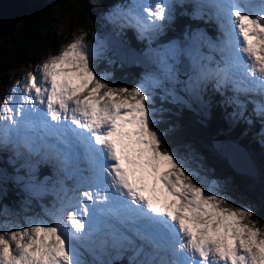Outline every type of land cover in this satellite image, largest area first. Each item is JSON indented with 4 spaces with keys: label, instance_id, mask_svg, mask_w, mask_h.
Masks as SVG:
<instances>
[{
    "label": "snow or ice",
    "instance_id": "obj_1",
    "mask_svg": "<svg viewBox=\"0 0 264 264\" xmlns=\"http://www.w3.org/2000/svg\"><path fill=\"white\" fill-rule=\"evenodd\" d=\"M178 6L183 0L134 2L127 10L115 4L108 19L151 45ZM194 7L196 20L204 5ZM210 7L218 41L190 26L182 42L149 47L155 69L131 87L108 82L83 35L17 82L0 112V201L10 190L55 200L45 210L51 221L0 224V264H264V230L253 210L218 181L201 179L157 127L165 109L155 107L156 89L161 100L201 110L217 93L215 103L249 125L253 104L264 143V100L225 95L229 88L264 92V0H212ZM204 45L219 59L205 55ZM181 55L190 60L186 81L179 79ZM178 83L186 96L177 95ZM41 166L55 179H40Z\"/></svg>",
    "mask_w": 264,
    "mask_h": 264
},
{
    "label": "rangeland",
    "instance_id": "obj_2",
    "mask_svg": "<svg viewBox=\"0 0 264 264\" xmlns=\"http://www.w3.org/2000/svg\"><path fill=\"white\" fill-rule=\"evenodd\" d=\"M134 2L135 3H147L149 2V0H121L118 3H114V1H111V4L103 7L101 11L97 12L99 14V17L102 16L104 18L107 24L106 29L98 25L99 17H97V13H96L93 15L92 25L90 23L91 18H88L89 19V21L87 22L89 23L88 31L83 30V28L81 27L80 20L78 19V16H77L78 14H76L74 10L69 9L68 6H65L64 15H61L51 26V30L53 34L57 35L56 43L52 45V48H49L43 51L39 56L34 58L31 62L20 66L17 70L12 72V74L8 73L1 77L0 79V112H2V105H3L4 100L11 93V90L17 85L18 81H26L28 77V73L35 72L38 65H42V63L45 62L47 59H49L50 57L54 55H57L60 50H62L64 47L67 46L68 43L74 41L75 39L79 38L82 35L85 36V41L86 43L90 45V49H94L98 53L94 60L95 67L97 66L96 63L103 62L104 66H107L108 68L105 72L108 74V76H111L112 74L111 67L113 64H115V62L122 65L118 60L128 62L129 66L138 65L135 67L139 70L138 74L140 77H135L129 87L141 82V80L143 79L146 73L152 72L155 69V65L152 62L153 54L148 51L149 47L155 49L159 47L160 45H166L172 41L182 42L183 33L190 26L192 28L198 27L201 31H203V33L210 40L214 42L218 41L219 35L220 37L222 36V33L219 27L217 26V29H216L213 22L209 20V19H215V9L210 7L212 0H183V3H186L187 12H182L181 14H185L187 19H185L186 17L183 18L182 24H178L173 21L170 25H168L164 29L163 34L157 38L161 40V42L153 41L152 44L149 45V42L146 39L140 40L137 38L134 40L133 44L128 43V41H126L125 38L123 39V41H125L124 43L114 42V40H111V36L114 35L118 37L119 34L122 32V29L126 30L128 38H133V35L136 32V29L133 27L119 28L115 26L108 19V13L111 11L113 5L115 4L122 5L124 9L127 10V8L132 6ZM258 2L259 0H255L252 3H258ZM196 3H200L204 5V7L200 10L201 18L193 20L192 16L196 11L194 7ZM86 4L88 5L89 2L87 1ZM104 5L105 4H103V6ZM21 10H22L21 8L16 7L14 9L15 12L13 16L5 14L6 17L8 18V21L6 22V26L8 22L11 23V21H13L12 19L14 17L17 18L20 15ZM175 13L177 17H179L178 10H176ZM9 23L6 29L9 28V25H10ZM4 30L2 29L0 32ZM173 36H175V39H171V37ZM134 47H136L137 49ZM201 51L205 55H209V54H211L212 56L216 55V58L214 59H219L220 54L215 51H210L207 45L202 46ZM112 54L115 59L113 58ZM177 67H178V64H177ZM189 67H190L189 58L187 56L181 55V57L179 58V68L182 69L179 73V79L181 81L187 80V75H185L184 70H186ZM97 70L100 71L99 69ZM128 78L129 76L123 77L118 83H125L128 80ZM175 88H176L177 95L186 96V94L182 91L181 84L179 83L176 84ZM228 93L238 95V96H244L245 98H249L251 95H256V96H259L258 101L264 100V92H261L260 89H256V91H251V92L234 93L231 90V88H229L225 90V95L227 96ZM161 95H162L161 90L156 89L154 92V97H153L155 100V107L157 109L161 107L165 109V112L163 113L165 120L159 123L157 127L161 129H164V128L167 129V134L165 138L169 140L170 142L169 145H173V147H171L172 149H177V147L175 146V142H177L178 140L177 133L180 128H188V129L193 130V132H199L198 127H197V123H199V121H201L200 122L201 124L206 125L208 121V116L210 113L222 114L220 105L215 103L216 100L220 99V96L217 93H211L213 97V105L210 108H207L204 110H201L198 107L195 109H189L187 107H182L180 105L171 104L168 101L161 100L160 99ZM183 111H185V123L184 124L180 123L178 120L180 113ZM223 111L224 112L228 111L230 113L228 115V118H229L228 120L230 121L231 120L230 115H231V112L233 111V108L229 109L228 107L225 108L223 106ZM242 122L243 124H245L244 121ZM256 123L257 125H259V128H260V119L257 120ZM259 128L256 131L257 132L256 136L259 138L260 141H262L261 140L262 137L259 133ZM244 129L250 130L247 127H244ZM223 140H225V138L217 140V137H216L212 139V142L214 143V146H216L217 148H219L221 152H223V154L227 153L228 155L232 156L231 163L235 165L236 167L235 166L234 167L237 169V170L236 169L234 170L236 172L239 171L240 176H241L239 178L240 186L233 184L232 181L229 182L228 168L222 162V160H224L225 158L220 155L221 153H219L218 151H215L214 149H213L214 152L212 153L213 155L212 158H207L205 155L202 154L201 148L194 147V146H192L190 149L187 148L189 151L186 153L185 157L184 156H181V157L185 159V162L188 165V167L198 172L201 179H207L208 181H211V180L218 181L221 186L222 191L226 192L232 198V200H234L238 204H243V205L250 207L253 210V212L256 214L258 205H260L259 203L262 200H264V143H263L262 149L261 147L259 149L260 151L259 156H257L253 150L246 151L242 143H240L241 145L233 146V148H230L229 146L221 145L218 142V141H223ZM231 141L236 142V139H232ZM174 152L177 153V151H174ZM5 155L11 156L12 154L10 152H6ZM250 155H252V157ZM213 161L215 163L221 164V168L219 171H213L212 164H211ZM47 167L49 168L48 170L50 171L49 175L47 174L46 166H41L37 172V175L40 177V179H43L44 175H48L52 177V180H54L55 177L52 176L51 167L50 166H47ZM25 172H26L25 169L20 170L21 175L25 174ZM52 180L49 181V185H51ZM72 183L73 181L71 180L65 181V185L68 188L72 187L71 186ZM17 197L24 198L30 204L35 205V206L38 205V203H40V207H44V205H47L48 203L50 204L49 206H47L46 208H43V210H41L38 213H27V212H23L22 209H21L22 212H14V210L5 211V209H3L2 211H0V224L10 223V222L23 223L29 217H39V218H42L48 221L52 220V217L48 216L45 211L46 209H50L52 207V204L55 200V197L51 193H47L40 197H28L24 194H17L15 190H10L9 198L15 199ZM251 219L254 222L257 221L254 215ZM257 227L264 230V221L262 222L258 221ZM84 258L91 260L90 255H85ZM125 264H126V258H125Z\"/></svg>",
    "mask_w": 264,
    "mask_h": 264
},
{
    "label": "trees",
    "instance_id": "obj_3",
    "mask_svg": "<svg viewBox=\"0 0 264 264\" xmlns=\"http://www.w3.org/2000/svg\"><path fill=\"white\" fill-rule=\"evenodd\" d=\"M87 1L89 2L88 5L86 4ZM111 1L118 3L121 0H49L46 7L41 11L24 12L21 19L12 26L9 34L0 35V79L3 75L8 73L12 74V72L17 70L20 66L31 62L43 51L52 48V45L56 43L57 35L53 34L51 26L61 15H64L65 6H68L69 9L74 10L75 13L78 14L77 16L80 20L81 27L83 30L88 31V18H91L90 23L92 25L93 15L101 11L103 7L111 4ZM103 4L105 5L103 6ZM97 17H99L98 13ZM180 24H182V22ZM98 25L106 29L107 24L102 16L98 18ZM135 36L136 32L134 34V37ZM218 38H220V35ZM171 39H175V36L171 37ZM132 40H134V38ZM96 64L97 69L101 72L105 73L108 69L104 66L103 62H98ZM135 66L138 65L129 66V64H113L111 67L112 74L108 76V82L116 86H130L135 77H140L138 74L139 70ZM126 76H129V78L125 83H118L121 78ZM228 108L232 109L230 106H228ZM220 109L222 114H209L206 125L201 124V121L197 123L199 132H193V130L188 128H180L177 133L178 140L175 142L177 149L172 150L177 151L180 156L185 157L186 153L189 151L188 149L194 146L201 148L202 154L207 158H212L213 149L217 151L212 139L219 134H224L227 139H236L237 143H242L246 148H249L251 151L253 150L255 154L259 156L260 144H262V142L256 136L259 125L253 120L254 113L250 110L247 111V114L253 120V123L249 125L246 122L243 124V120L228 121L227 117L230 113L228 111L224 112L223 106L221 105ZM178 120L182 124L185 123V111L180 113ZM244 127L250 130H246ZM169 143V140L165 138V146L173 147V145H169ZM250 156L252 157V155ZM222 162L228 168L229 182L232 181L233 184L240 186V173L236 172L226 159L222 160ZM211 164L213 171L220 170V163H215L213 161ZM48 169L49 168L46 166V171H48ZM259 204L257 213H254V216L257 221L262 222L264 221V200ZM4 205H7V210H14V212H22L23 210V212L27 213H36L41 209L40 203L35 206L24 198L17 197L12 199L9 198V195L4 200L0 201V211L4 209Z\"/></svg>",
    "mask_w": 264,
    "mask_h": 264
},
{
    "label": "bare ground",
    "instance_id": "obj_4",
    "mask_svg": "<svg viewBox=\"0 0 264 264\" xmlns=\"http://www.w3.org/2000/svg\"><path fill=\"white\" fill-rule=\"evenodd\" d=\"M17 2H22L23 4H24V2H23V0H0V23H2V24H0V31L3 29H6V27L8 26V23H7V26H6V22L8 21V18L6 17V15L5 14H7V15H10V16H13L14 15V9L16 8V7H19L18 5H17ZM257 2V1H256ZM25 7V6H24ZM19 8H21V9H23L22 8V6L21 7H19ZM3 11V12H2ZM4 13V14H3ZM22 13H24V11H22ZM10 24V23H9ZM10 26V25H9ZM186 62V61H185ZM187 63V62H186ZM236 146V145H235ZM217 151L219 152V153H221L220 155L221 156H223L231 165H232V167H234L235 165H233L232 163H231V160H232V156H230V155H228V154H223L222 152H220L218 149H217ZM236 167V166H235ZM234 167V169H236ZM237 170V169H236ZM251 171V170H250ZM239 172V171H238Z\"/></svg>",
    "mask_w": 264,
    "mask_h": 264
},
{
    "label": "water",
    "instance_id": "obj_5",
    "mask_svg": "<svg viewBox=\"0 0 264 264\" xmlns=\"http://www.w3.org/2000/svg\"><path fill=\"white\" fill-rule=\"evenodd\" d=\"M48 1L49 0H23V2H24V4L22 3V2H17V5L19 6V7H21L22 6V10H21V12H20V15L16 18V17H14L12 20L13 21H11V23H10V26H9V28H7V29H5L4 31H2V32H0V35H2V34H9L10 32H11V28H12V26L18 21V20H20L21 19V17H22V15H23V13H22V11H24V12H26V11H34V12H37V11H41V10H43L45 7H46V5H47V3H48ZM25 6V7H24ZM237 146L238 144H236L235 142H233L232 143V146ZM215 148L216 149H218L219 150V148H217L216 146H215ZM220 151V150H219ZM221 152V151H220ZM223 153V152H222ZM224 154H227V153H224ZM228 162V161H227ZM229 163V162H228ZM230 164V163H229ZM230 166L232 167V165L230 164ZM233 169H234V167H232Z\"/></svg>",
    "mask_w": 264,
    "mask_h": 264
},
{
    "label": "crops",
    "instance_id": "obj_6",
    "mask_svg": "<svg viewBox=\"0 0 264 264\" xmlns=\"http://www.w3.org/2000/svg\"><path fill=\"white\" fill-rule=\"evenodd\" d=\"M220 114V113H219Z\"/></svg>",
    "mask_w": 264,
    "mask_h": 264
}]
</instances>
